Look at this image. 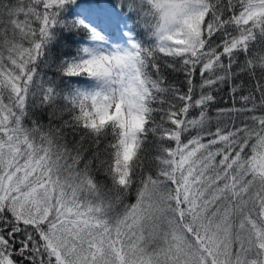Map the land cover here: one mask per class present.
Listing matches in <instances>:
<instances>
[{
    "label": "snow or ice",
    "instance_id": "obj_1",
    "mask_svg": "<svg viewBox=\"0 0 264 264\" xmlns=\"http://www.w3.org/2000/svg\"><path fill=\"white\" fill-rule=\"evenodd\" d=\"M0 264H264V0H0Z\"/></svg>",
    "mask_w": 264,
    "mask_h": 264
},
{
    "label": "trees",
    "instance_id": "obj_2",
    "mask_svg": "<svg viewBox=\"0 0 264 264\" xmlns=\"http://www.w3.org/2000/svg\"><path fill=\"white\" fill-rule=\"evenodd\" d=\"M221 97L222 98H220V103L223 105L224 101H227L228 100V96L222 93L221 94Z\"/></svg>",
    "mask_w": 264,
    "mask_h": 264
}]
</instances>
